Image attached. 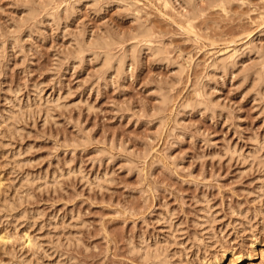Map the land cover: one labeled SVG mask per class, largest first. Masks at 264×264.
<instances>
[{
  "label": "rangeland",
  "instance_id": "rangeland-1",
  "mask_svg": "<svg viewBox=\"0 0 264 264\" xmlns=\"http://www.w3.org/2000/svg\"><path fill=\"white\" fill-rule=\"evenodd\" d=\"M218 3L0 0V264H264V0Z\"/></svg>",
  "mask_w": 264,
  "mask_h": 264
},
{
  "label": "bare ground",
  "instance_id": "bare-ground-1",
  "mask_svg": "<svg viewBox=\"0 0 264 264\" xmlns=\"http://www.w3.org/2000/svg\"><path fill=\"white\" fill-rule=\"evenodd\" d=\"M216 1H217V3L220 2V3H218L219 6L221 5V7H222V6L224 7L225 5H227L226 3H227L228 0H216ZM219 6H218V7H219ZM223 7H222V8H223ZM224 10H225V7H224ZM195 18H196V17H195ZM136 36H137V35H136ZM144 36H145V35H144ZM147 36H148V35H147ZM134 37H135V36H134ZM149 38H150V37H149ZM149 38H148V39H149ZM146 39H147V37H146L144 40H146ZM141 40H142V39H141ZM149 40H151V39H149ZM90 42H91V41H90ZM90 47H91V46H90ZM104 59H106V56H105ZM107 59H108V58H107ZM107 59H106V60H107ZM106 60H105V61H106ZM109 60H110V58H109ZM111 60H112V59H111ZM117 60H118V59H117ZM117 60H116V62H115V60H114V62L116 63L115 66L118 65ZM121 60H122V59H119V63L122 62ZM106 62H107V61H106ZM109 62H110V61H109ZM109 62H108V63H109ZM114 62H112V63H114ZM112 63L110 64V66H112ZM123 63H124V62H123ZM122 65H123V64H122ZM217 66H218V65H217ZM117 67H118V66H117ZM119 67H120V65H119ZM121 68H122V67H121ZM119 69H120V68H119ZM261 70H262V69H261ZM262 77H263V76H262ZM256 78H257V76H256ZM200 96H201V95H200ZM203 97H204V96H203ZM148 249H149V248L145 249V255H147V256H149V252H150ZM156 250H157V249H156ZM138 251H139V250H138ZM152 251H153V250H152ZM164 251H165V250H164ZM163 253H164V252H163ZM151 254H152V257H153V256H154L153 253H151ZM156 254H157V253H156ZM143 255H144V254H143ZM150 256H151V255H150ZM145 257H146V256H145ZM146 258H147V257H146ZM162 260H163V259H162ZM164 260H165V259H164ZM160 261H161V260H160ZM165 262H166V260H165L164 262L162 261V263L160 262V263H158V264H165ZM166 264H167V263H166Z\"/></svg>",
  "mask_w": 264,
  "mask_h": 264
}]
</instances>
